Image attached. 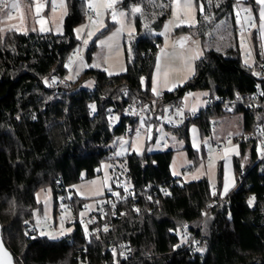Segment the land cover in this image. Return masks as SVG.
<instances>
[{
  "label": "trees",
  "instance_id": "trees-1",
  "mask_svg": "<svg viewBox=\"0 0 264 264\" xmlns=\"http://www.w3.org/2000/svg\"><path fill=\"white\" fill-rule=\"evenodd\" d=\"M66 1L61 33L8 30L0 37V223L15 262L113 264L115 257L107 246L128 241L130 257L122 264H264V163L256 159L253 141L238 144L239 151L232 156L235 182L223 195L222 160L212 186L205 176L186 182L174 177L170 171L172 149H145L108 158L125 121L130 120L123 112L129 100L141 104L182 101L192 88L207 90V95L233 97L252 92L258 85L264 96L263 79L256 74L255 64L242 61V21L237 17L239 9L247 8L252 22L257 23L255 1L194 0L196 25L177 30L188 35L198 30L206 47L195 61L193 75L159 94L152 93L149 84L163 42L158 31L169 15L170 0H120L118 6L129 14L133 4L140 9L132 16L134 31L122 40L125 71L108 74L89 68L54 91L47 79L67 73L65 63L78 42L75 27L87 15L84 0ZM218 24H225L223 32L229 29L232 34L224 48L207 43V28ZM248 39L255 57L264 61L257 27ZM88 78L92 87L84 86ZM111 109L118 119L113 127L108 122ZM232 112L242 114L243 129L238 136L251 131L262 118L259 107L239 104ZM232 112L216 104L170 131L184 141L187 154L196 158L189 143V126L197 124L203 136L210 131L212 119ZM155 130L146 143L153 141ZM103 161L112 162L130 181L129 188L120 186L117 192L106 191L94 198L125 195L116 204V215L109 210L89 223L74 221L68 238L27 233L25 225L33 223L41 211L36 198L41 189L51 191L54 208L58 197H66L71 214L79 217L89 199L78 196L71 185L82 174L94 175ZM105 221L107 226L102 225ZM185 222L196 239L188 246L179 235Z\"/></svg>",
  "mask_w": 264,
  "mask_h": 264
},
{
  "label": "rangeland",
  "instance_id": "rangeland-1",
  "mask_svg": "<svg viewBox=\"0 0 264 264\" xmlns=\"http://www.w3.org/2000/svg\"><path fill=\"white\" fill-rule=\"evenodd\" d=\"M118 1L115 0L111 8H105L102 6L105 0H99L98 6L95 5L96 0H84L85 7L88 8L90 4L93 5L98 13V19H89L86 15L84 22L75 27L74 33L78 42L65 63L67 73L64 78L66 80H74L81 72L89 68L103 69L108 74H118L125 71L126 65L122 40L125 35H129L134 31L132 16L135 12L132 10L133 8H138V6L136 4L131 5L129 14L127 9L117 5ZM190 2L192 8L188 9L185 7L188 0H170L169 15L160 31H158L163 37V42L150 76L149 90L152 93L169 91L182 85L193 75L196 59L203 55L206 44L197 36L198 30H193L194 35H188L186 31L177 30L181 26L193 27L197 23V6L194 0H190ZM113 14H115V18ZM240 20L250 26V32L256 27V24L252 22V16L249 11L238 17V21ZM225 28V24L207 28V43L210 42L219 48L226 47V43L232 39V34L229 29L228 32H223ZM77 29H80V31L77 32ZM250 32L247 35L241 34V58L244 63L252 66V58L246 56L249 50L247 38ZM141 80L144 85V78ZM84 86L92 87V79L88 78ZM154 88L155 92L153 91ZM206 96L207 90L192 88L184 93L181 100L186 109H198L205 105ZM242 119L240 112L217 116L212 119L210 131L203 136L200 135L198 125L192 123L188 128L189 143L197 153L196 158L190 157L186 149L183 148L184 141L177 138L172 131L167 129H164L160 135L157 134L153 141L149 143L146 142L153 137L151 130H145L140 134L125 138L122 142L120 140L118 156L123 157L131 152L141 153L145 149H172L170 171L174 177L180 176L186 182L205 176L210 184L214 186L217 179V168L221 160L223 175L225 172V163L223 161L225 152L222 151L220 155L212 153L210 158L204 159L202 157V149L212 150V142L224 145L227 136L233 137L242 131ZM160 142H164L163 147ZM114 162L117 163V160ZM120 173L115 170L112 162L103 161L97 167L94 175L86 177L82 174L80 180L73 183L71 188L78 196L88 198V205H93L94 198L104 194L106 191L117 192L120 186L129 188V179ZM70 193H68V196ZM36 198L41 203V211L37 212V218L40 215L52 216L54 213V201L51 191L49 189H41L37 191ZM71 230L72 226H69L65 232L69 233ZM51 233V231H47L48 237L58 238L61 236V233Z\"/></svg>",
  "mask_w": 264,
  "mask_h": 264
},
{
  "label": "built area",
  "instance_id": "built-area-1",
  "mask_svg": "<svg viewBox=\"0 0 264 264\" xmlns=\"http://www.w3.org/2000/svg\"><path fill=\"white\" fill-rule=\"evenodd\" d=\"M5 0H0L1 5ZM87 16L89 19H96L98 13L94 8H87ZM244 13L243 9L237 11V16L241 17ZM242 31L246 35L249 31V25H242ZM248 41V52L246 56L251 57L255 64L256 74L263 79L264 83V61H259L253 52L252 46ZM48 85L57 91L61 85H67L68 80L64 77L56 79L49 77L47 79ZM157 91L156 94H159ZM205 105L198 109H186L182 104V101H170L165 103H158L156 100L147 102L144 104L138 103L135 100H129L124 108V114L128 115L130 120L125 121L124 131L120 135L117 143L111 151L108 153V158H114L119 153V147L123 139L130 136H134L144 132L145 130H151L152 132L156 129V133L160 135L164 129H176L181 123L190 118L197 117L201 109H207L213 105H220L222 109L227 112L234 111L235 107L239 104L248 105L249 107H259L261 111V120L254 123L252 130L247 132L244 136L235 135L233 137H226L224 143L233 142L239 144L242 140H251L256 146V159L264 163V96L263 87L258 85L257 88L249 93L236 94L233 97H224L218 95H207ZM117 117L115 112L111 109L108 115V122L110 127L117 124ZM133 121L135 123H133ZM121 140V142H120ZM163 147L164 142H160ZM223 144L212 142V150L204 148L203 157L210 158L211 154H221L223 151ZM161 191L166 193L167 190L162 188ZM125 195L118 193H111L110 195L97 199L93 205L85 203L82 206L81 214L79 217H74L71 214V206L66 197H58L54 213L52 216L40 215L33 223L25 225V230L30 234L47 235V231H51V234L61 233V237H67L69 233L65 232L67 227L71 226V223L78 221L82 224L95 221L98 216L107 214L109 210L112 211V215H116V204L119 200L125 199ZM103 226H107L108 222H103ZM89 233H92L93 228L88 229ZM179 235L183 238V244L185 246L196 243L194 233L190 231V226L187 222L183 223L179 228ZM108 250L115 257L113 264H122V261L127 260L130 257V244L128 241L110 242L107 246ZM82 264V263H79Z\"/></svg>",
  "mask_w": 264,
  "mask_h": 264
},
{
  "label": "crops",
  "instance_id": "crops-1",
  "mask_svg": "<svg viewBox=\"0 0 264 264\" xmlns=\"http://www.w3.org/2000/svg\"><path fill=\"white\" fill-rule=\"evenodd\" d=\"M98 1L99 0H96L95 3L97 6ZM254 1L258 5V22L255 24L258 30L260 52L262 59L264 60V29L261 28L262 22L260 18V13L262 8H264V5L258 4L256 0ZM6 3L7 6H5L4 2L0 9V37L8 30H38L40 32L51 31L56 34H59L63 31V20L67 13L66 0H6ZM13 5L16 6L13 7ZM37 6H40L39 11H37ZM243 10L244 12L248 11L247 8H243ZM96 19H98V17ZM241 23L242 25H246L243 20ZM223 151L225 152V156L223 157V161L225 163V172L223 175L222 170V195L225 194L235 182L232 156L238 153L239 145L233 142H228L224 144ZM226 185L227 190H225Z\"/></svg>",
  "mask_w": 264,
  "mask_h": 264
},
{
  "label": "snow or ice",
  "instance_id": "snow-or-ice-1",
  "mask_svg": "<svg viewBox=\"0 0 264 264\" xmlns=\"http://www.w3.org/2000/svg\"><path fill=\"white\" fill-rule=\"evenodd\" d=\"M256 2L258 4L264 5V0H256ZM114 3H115V0H105V3L102 6L105 7V8H111ZM5 6H7L6 0H5ZM15 6L16 5H13V7H15ZM39 7L40 6H37V11H39ZM89 7L92 8L93 5L90 4ZM185 7L188 8V9H191L192 8V5H191L190 0H188V3L185 4ZM201 10H203V9L201 8ZM132 11L133 12H139L140 9L139 8H133ZM113 15H114V18H115V14H113ZM121 15H123V13H121ZM260 18H261V22H262L261 23V28L264 29V8H262V10H261ZM79 31H80V29H77V32H79ZM90 35H91V33H90ZM153 91L155 92V88L153 89ZM225 190H227V185H226V189ZM251 203H252V201L250 200L249 201V204H251Z\"/></svg>",
  "mask_w": 264,
  "mask_h": 264
},
{
  "label": "water",
  "instance_id": "water-1",
  "mask_svg": "<svg viewBox=\"0 0 264 264\" xmlns=\"http://www.w3.org/2000/svg\"><path fill=\"white\" fill-rule=\"evenodd\" d=\"M238 1H246V0H238ZM0 264H17L15 262L14 255L4 243L1 223H0Z\"/></svg>",
  "mask_w": 264,
  "mask_h": 264
}]
</instances>
